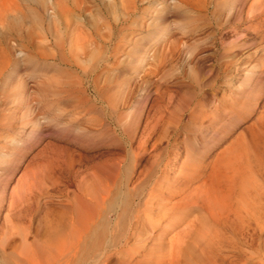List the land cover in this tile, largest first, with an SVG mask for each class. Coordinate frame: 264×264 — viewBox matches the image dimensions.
Returning a JSON list of instances; mask_svg holds the SVG:
<instances>
[{
    "label": "rangeland",
    "instance_id": "1",
    "mask_svg": "<svg viewBox=\"0 0 264 264\" xmlns=\"http://www.w3.org/2000/svg\"><path fill=\"white\" fill-rule=\"evenodd\" d=\"M15 1L37 20L28 14L29 21H16L30 23L28 36L0 20V38L12 46L9 62L0 64V264H171L167 239L181 227L172 222L188 208L200 213L197 195L130 229L120 197L109 206L113 181L140 185L139 198L146 189L153 199L198 174L193 185L198 177L208 185L213 162L238 136L257 158L253 239L209 246L199 237L210 223L204 214L172 264H264V0H80L63 17L49 15L51 0ZM156 110L158 122L141 138ZM116 161L127 169H112ZM91 170L111 190L99 210L96 244L80 258L50 256L45 226L68 231L72 181ZM51 183L63 195L47 213L42 202ZM217 187L212 191L225 194Z\"/></svg>",
    "mask_w": 264,
    "mask_h": 264
},
{
    "label": "bare ground",
    "instance_id": "2",
    "mask_svg": "<svg viewBox=\"0 0 264 264\" xmlns=\"http://www.w3.org/2000/svg\"><path fill=\"white\" fill-rule=\"evenodd\" d=\"M121 1L122 2L127 1V3H129L132 0H121ZM16 2L17 1H15V0H0V20L5 21V20L10 19L9 22L12 26L11 31L14 30L15 33H19L21 31L22 32L24 31V33L27 34V36H28L29 35L28 31H31V28H32V27H29L30 23H29V25H26L28 23L24 22L23 26H21V25L17 26L16 21L22 20L19 17H24L23 18L24 20L28 19L29 15H32V17L30 16L29 18H31V20L28 19V21L29 20L32 21L33 19L34 20L36 19V16H34L35 14H30V10H28V9H26L25 11L23 9L20 10L21 9L20 8L21 3L18 1L17 3H20V5L19 4L17 5ZM71 2H72V6L68 7V6L64 5L65 3H63L62 0H51V5L53 6V9L49 13V15L60 16V17L67 16L68 14L71 13L73 7H78L80 5V0H71ZM18 6H20V7H18ZM18 8H19V10H18ZM124 8H125V5H124ZM18 11H20V14H17ZM22 21L20 23H22ZM35 27H38V26H35ZM6 28H4V30H6ZM8 29H10V28H8ZM6 39L7 38H5V37L0 38V64H4V63L7 64L9 62L8 55H10V54H8L6 57L5 52H7V50H10L12 46L9 45L10 44L9 42H8V44L5 42ZM10 62H12V61H10ZM157 115H158V112L156 110L155 113L151 117L152 119L151 120L149 119L145 122L143 130H142V132H140L141 138L144 137L145 135H147L149 133V131L151 130L152 126L158 122L157 120H159V119H157V117H158ZM160 115L161 114H159V116ZM136 120H137V118H136ZM138 121L139 120H137V123H138ZM128 122L129 121L126 122V120H125V122L123 124L126 125ZM131 122L133 123V120ZM131 122H129L127 125H129ZM90 133H91V131H90ZM80 134H81V136H85V134L82 132ZM96 135H94V136H96ZM243 142L244 141H242L241 136H238V137H236V140L231 142L230 145H228L227 147H225L224 150L221 151L219 157L217 156L218 157L217 160L218 159H220V160H218L217 162H213V163H218L217 166L215 164H213L209 174L207 175V177L211 176V177H209L210 181H209V178L207 179L208 183H209V184L207 183L208 185H206V183H205V182H207V181H205V177H204V180H202V182L200 184L198 182L199 181V177H198L197 178L198 179L197 185L196 186L193 185V183H194V182L192 183L193 178L195 179L197 176H199V174H198L199 172H197L198 175H196V174H195L196 176L193 175L194 177L189 179L187 182H186L187 179L185 180L184 178H182L186 182L185 183L183 180H180V182L181 181L184 182L183 186L180 185L179 188L174 189V190H172V189L166 190L165 189L166 190L165 197L160 196L157 198L154 197L155 199H153L152 191L151 190L146 191V189H145V193L143 194V196H141V198H139V196H138L139 194L137 193V187L140 185L136 186V184H132V185H129V187H128L127 184L122 179H119V178L116 179L115 178V180L113 181L115 183V185H114L115 188H112V189L116 190V195L112 197V200L109 202V206L111 207L112 205H114L115 201L118 200L120 197L119 203L122 207V212L123 213L126 212L127 217H128V221L126 219L125 220L127 221V226L131 229L134 224H137L142 220L146 221L148 224H152L154 222H157L165 214V211L167 210L164 208V205L166 207L169 206V209H170V207L172 208L173 206L177 205V202L183 201V202H181V206H182V204L184 203V200H185L184 198L190 196V194L193 193V197L192 198L188 197V198L190 200H194L193 199L194 194H195V196L197 195L196 196L197 197V203L196 202L195 203L196 204L199 203V208L202 211L198 209V206L196 204H193V205H194V207L195 206L197 207V212L200 211V213L202 212V214L196 213L194 215L192 212V209L188 208L182 216L180 213V216H181L180 218H179V216H177L178 220L172 222V225H173L178 221L177 224L181 225V227H180V229L177 228L178 229L177 231L174 230L173 234L171 232L172 235L169 234L170 236H168V239H167V244H168L167 248L168 249L166 250L167 253H165V255L168 258V262L171 264L175 263V260L178 259V257L180 258L179 254H181L183 256L182 252H184V251H182L180 249L181 244H184V243L188 244V242H184V241L189 239L187 237L190 236L188 233H186V231L188 232V229L193 228L194 226H196V224H198V222H201L202 218H204L205 215L210 220V223L209 224L207 223L206 224L207 226L202 224L204 227H202V225H200V228L201 227L205 228V226H206V230L204 229L205 231L202 233L203 236L200 234L201 230H199L200 233L196 234L197 236H198V234H200L199 237H201V238L203 237V239L205 240L204 243H207L208 245L213 244L214 246L215 245L220 246L221 243H223V242H225L224 244H226V242H228V244L229 243L230 244H236L239 242L240 243L241 242L246 243L248 241H251L253 239L255 230H256V228L258 226V222H259L256 219V215H258V214H256V211H257L256 210V205H257L256 201L259 200L260 195L258 196V193L256 192V188H255V183H254L255 179L253 178L255 174L252 177V174H253L252 165L253 166L255 165L254 163H256L257 158H256L255 154L253 153L254 151L251 150L252 147H249V149H248L247 145H245V143H243ZM1 155H3V154H1ZM135 156H136V153H133L132 160H134ZM157 159L159 160L160 158L158 157ZM118 162H120V161H116V164L114 166L112 165L113 167H111V168L112 169L116 168L117 171L127 169V168L125 169L123 163L121 165H119ZM113 163H115V162H113ZM158 164H159V162L156 165H158ZM214 165L216 166V168H214L215 167ZM196 168L200 169L201 167L198 166ZM109 169L110 168H108V170ZM195 169H192V170H195ZM93 171L95 172V170H93ZM93 171L92 172L88 171L90 173L88 174L87 177H82L83 176L82 175L81 176L82 178L72 181V184L76 187L77 192L75 193L76 196H73L74 200L72 201V204H71L72 205V208H71L72 213H71V217H70V224H69L68 231L65 233L58 232V231H60L59 229H58V231L57 230L53 231L52 229H54V227L56 225L54 227H52V229H51L50 228L51 225L47 224L49 222L46 223L47 227L45 226V229L47 230L46 232L48 234L47 235L48 240H49L50 245H51V247L48 250V254L50 256H55V257H58V259H60V260L65 259L67 261L68 259H74V258L76 259V258H80L81 256H83L85 254H89V252H91L93 247L95 246L96 238L98 235L97 234L98 233L97 232L98 224H100L104 220V217H102V215H100L99 210L102 209L101 208V207H103L102 204L106 199H108L111 190H110L109 185L106 183L107 181L104 179L102 180L101 176H100L101 178L97 177L98 172L96 173L97 175L96 174L94 175ZM128 171H129V169H128ZM196 171H197V169H196ZM184 172H186V171H184ZM203 172H204V170L203 171L201 170L200 175H201V173L204 174ZM204 175H206V174H204ZM123 176H125V174ZM184 176H182V177H184ZM103 178H104V176H103ZM186 178H187V176H186ZM200 180H201V178H200ZM139 181H142V179ZM110 182H112V181L110 180ZM138 182H137V184H139ZM190 182H191L193 187L188 186V184ZM148 183H150V182H148ZM174 183H175V181H174ZM194 184H196V183H194ZM174 185H176V184H174ZM217 186H219V187L224 186L225 191H226L225 194H224V191H222L223 192V194H222V192H220V190H219V193L213 192L212 190L215 189ZM161 187H163V186H161ZM44 194L47 197L48 201L42 202V203L47 208V209H44V211L48 210L47 211V213H48V212H51L50 206L53 204H57L59 202L57 200V198H60L63 195V192H62V190L55 188L54 183H51L49 188H47L44 191ZM174 194L175 195L179 194V197H180V198L178 197V199H175V201L177 200L176 202L171 201ZM262 194H263L262 198L264 199V193H262ZM135 198H138V199L135 201ZM187 200L188 199H186L185 201H187ZM173 201H174V199H173ZM178 206H175L176 207L175 209H177ZM186 206H188V205H186ZM194 212H196V211H194ZM166 214H167V212H166ZM168 214H169V212H168ZM176 214H177V212H176ZM107 216H109V215H107ZM199 217H201V218H199ZM207 218L205 217L204 220L207 221ZM113 221L115 222V220H113ZM52 226H53V224H52ZM55 229H56V227H55ZM25 231L26 230L24 229V231H23L24 233H21V231H20L21 234L19 233L20 234L19 237L21 238V240H23V242H25ZM124 231H126V230L124 229ZM193 231H194V229H193ZM108 232L110 233V231H108ZM126 234H124V235H126ZM186 234H188V235L186 236ZM106 238H109V237L107 236ZM123 239H126V238H123ZM112 240H113V238H112ZM191 241H192L191 245L196 244V243H193V240H191ZM202 244L200 245V247L203 246ZM189 246H188V248H190ZM209 246H207V247H209ZM184 247H187V245L185 244ZM184 247H182V249H184ZM221 247H224V245L222 244V246H220V248ZM205 248L206 247H204V249ZM180 251H182V252L180 253ZM186 251H187L186 253L191 252L188 250H186ZM206 251H204V252H206ZM26 252H27V250H26ZM197 252H199V251H197ZM197 252H195V253H197ZM220 253H222V252H220ZM24 256L28 257L29 255L27 254ZM211 260H212V258H211Z\"/></svg>",
    "mask_w": 264,
    "mask_h": 264
}]
</instances>
